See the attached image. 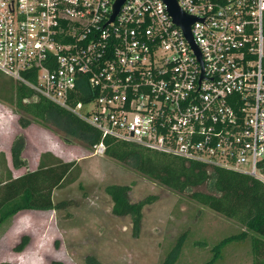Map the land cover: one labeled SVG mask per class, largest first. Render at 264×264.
Here are the masks:
<instances>
[{
    "label": "built area",
    "instance_id": "built-area-1",
    "mask_svg": "<svg viewBox=\"0 0 264 264\" xmlns=\"http://www.w3.org/2000/svg\"><path fill=\"white\" fill-rule=\"evenodd\" d=\"M0 0V71L102 135L264 183V0ZM103 151L101 142L94 145Z\"/></svg>",
    "mask_w": 264,
    "mask_h": 264
},
{
    "label": "rangeland",
    "instance_id": "rangeland-1",
    "mask_svg": "<svg viewBox=\"0 0 264 264\" xmlns=\"http://www.w3.org/2000/svg\"><path fill=\"white\" fill-rule=\"evenodd\" d=\"M0 75L8 77L2 72ZM20 116L29 119L26 127L19 124ZM17 133L26 140L22 154L28 168L36 166L41 152L50 151L64 161H76L78 176L53 191V201H67L63 208L20 210L0 224V264H86L87 254L94 255L101 264H161L183 232L186 236L173 264H203L217 241L245 229L132 166L106 156L82 138L46 126L0 99L3 157L10 156L11 140ZM11 171L17 176L24 169ZM112 183L130 184L132 200L156 196L143 208L137 235L132 232L130 216L110 212L104 187ZM22 234L28 235V243L23 250L15 251L13 246ZM202 241L205 246L199 245ZM251 259L250 241L246 238L226 244L213 264H252Z\"/></svg>",
    "mask_w": 264,
    "mask_h": 264
},
{
    "label": "trees",
    "instance_id": "trees-1",
    "mask_svg": "<svg viewBox=\"0 0 264 264\" xmlns=\"http://www.w3.org/2000/svg\"><path fill=\"white\" fill-rule=\"evenodd\" d=\"M0 99L14 104L19 111L46 126L82 138L90 146L101 142L106 156L132 166L150 179L253 232L254 235H248L247 230L243 229L221 238L211 247V256L203 264H213L229 242L246 238L250 241L251 263L264 264V183L259 179L246 173L149 149L133 141L102 135L78 115L10 76L5 78L0 75ZM18 120L22 127L29 124V119L25 117L20 116ZM25 143L24 135L17 133L9 147L12 168L24 169L17 176L12 175L5 157L0 153V224L20 210L63 208L67 201H53V191L72 183L78 176L76 161H64L50 151L41 152L36 167L28 168L27 158L22 154ZM130 190V184L126 183H112L104 187L111 203V214L130 216L132 232L137 235L143 208L152 203L156 196L146 195L132 200ZM185 236L183 232L177 237L161 264L175 262ZM27 243L28 235L22 234L13 250L21 251ZM199 245L205 246L206 243L202 241ZM85 263L101 264L92 254L85 256Z\"/></svg>",
    "mask_w": 264,
    "mask_h": 264
},
{
    "label": "water",
    "instance_id": "water-1",
    "mask_svg": "<svg viewBox=\"0 0 264 264\" xmlns=\"http://www.w3.org/2000/svg\"><path fill=\"white\" fill-rule=\"evenodd\" d=\"M122 1L123 0H116L114 2L113 13L110 17V20L113 19ZM163 2L166 5V9L168 13L172 17L173 22L181 27L186 38L193 44L191 35L189 32V27H190V24L194 21V18L192 16L185 14L178 6L176 0H163Z\"/></svg>",
    "mask_w": 264,
    "mask_h": 264
},
{
    "label": "crops",
    "instance_id": "crops-1",
    "mask_svg": "<svg viewBox=\"0 0 264 264\" xmlns=\"http://www.w3.org/2000/svg\"><path fill=\"white\" fill-rule=\"evenodd\" d=\"M5 158H6V160H7L6 162H7L8 167H9L11 170H13V168H12V166H11V163L9 162V161H10V156L7 155ZM36 164H37V161H36ZM35 167H36V166H35ZM35 167H34V168H35ZM34 168H33V169H34ZM19 174H20V173H19ZM13 176H16V175H13Z\"/></svg>",
    "mask_w": 264,
    "mask_h": 264
}]
</instances>
